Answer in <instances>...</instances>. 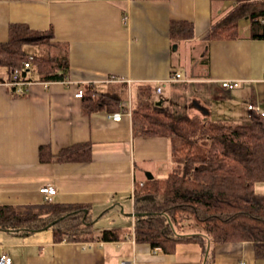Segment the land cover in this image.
Instances as JSON below:
<instances>
[{
  "label": "crops",
  "instance_id": "crops-1",
  "mask_svg": "<svg viewBox=\"0 0 264 264\" xmlns=\"http://www.w3.org/2000/svg\"><path fill=\"white\" fill-rule=\"evenodd\" d=\"M232 8L229 0H0V43L8 42L13 25L52 29L56 47L67 48L69 60L67 81H35L30 71L33 83L21 94L7 85L9 72L0 68V206L43 205L42 187L54 185V202L89 208L96 238L105 229L96 228L101 218L131 217L134 225L135 184L146 181L147 173L165 179L172 166L168 138L134 134L139 86L162 84L155 98L164 93L169 103L178 94L193 95L184 111L230 125L259 114L249 105L264 112V40L250 38L247 23L237 40L204 39ZM173 22L191 23L194 38L173 40ZM177 74L181 78L172 80ZM225 81L240 86L230 91L221 86ZM89 87L118 94L122 120L110 118L115 113L106 108L88 111L76 94ZM84 143L91 145L89 161H58L62 149ZM41 146H50V162L41 161ZM255 191L264 195V183ZM109 228L125 233V240L55 242L50 228L0 229V257L9 255L13 264L204 263L199 244L181 243L175 253L165 254L135 242L134 229ZM213 255L214 264H264L250 242L215 244Z\"/></svg>",
  "mask_w": 264,
  "mask_h": 264
},
{
  "label": "trees",
  "instance_id": "trees-1",
  "mask_svg": "<svg viewBox=\"0 0 264 264\" xmlns=\"http://www.w3.org/2000/svg\"><path fill=\"white\" fill-rule=\"evenodd\" d=\"M229 1L233 8L211 26L206 42L237 40L245 23L250 26V38L264 40V0ZM171 37L175 41L192 40L194 27L173 22ZM55 44L52 29L35 31L13 25L8 42L0 43V68H6L11 78L16 69L23 70L24 64L31 62L32 68L22 71L24 78H29L33 70L35 81H67V48ZM27 47L37 52L29 53ZM44 47L48 48L45 54ZM154 94L155 88L139 86L132 107L134 134L168 138L175 169L165 179L135 184L134 211L140 214L135 217V242L147 243L165 254L175 253L178 244L196 243L202 248L203 264H214L215 244L250 242L256 259L264 260V195L255 191L257 183H264V116L254 114L248 123L230 125L209 116L176 115L172 106L165 107L164 102L158 105L160 99ZM83 99L88 111L123 110V99L115 93L99 94L89 87ZM53 157L50 146L40 147L42 162H50ZM57 159L87 162L91 145L62 149ZM89 212L85 206L56 202L0 206V229L32 232L52 224L55 242L125 240V233L118 228H105L96 238ZM186 226L199 229L186 231Z\"/></svg>",
  "mask_w": 264,
  "mask_h": 264
},
{
  "label": "built area",
  "instance_id": "built-area-1",
  "mask_svg": "<svg viewBox=\"0 0 264 264\" xmlns=\"http://www.w3.org/2000/svg\"><path fill=\"white\" fill-rule=\"evenodd\" d=\"M32 68V63L31 62H26L23 66V70H30ZM22 69H16L12 75V77L10 78L9 82L7 83V85L10 88H13L18 94L24 93L29 91V87L31 86V84L33 83V81L27 77H23L22 76ZM181 78V75L177 74L174 75L172 80L176 81L178 79ZM240 86V82L239 81H225L222 83V87L227 89V90H234L236 88H238ZM162 84L158 83L156 86V92L157 93H161L162 92ZM84 92L85 89H80L77 94L76 97L81 99L84 97ZM248 108L250 110H253L259 114H261L262 116H264V112H261L260 109L258 107H255L253 105H249ZM128 114L131 116V108H128ZM110 118H112L115 121H120L123 118V113H115L111 116H109ZM41 192L44 196L45 202L47 203H54L55 197L57 195V188L54 185H46L43 186L41 189ZM86 246H91V244H86ZM155 251L160 250L159 248H155ZM0 264H13V259L9 256V255H2L0 257ZM125 264V263H124Z\"/></svg>",
  "mask_w": 264,
  "mask_h": 264
},
{
  "label": "rangeland",
  "instance_id": "rangeland-1",
  "mask_svg": "<svg viewBox=\"0 0 264 264\" xmlns=\"http://www.w3.org/2000/svg\"><path fill=\"white\" fill-rule=\"evenodd\" d=\"M33 49H35V48L34 47H29V48L27 47V51L29 53H32ZM44 49L45 50H42L43 54H45L44 51H46V49H48V48L44 47ZM32 74H34L33 70H32ZM221 86H222V84H221ZM155 90H156V88H155ZM126 95H127V93H126ZM128 95H129V92H128ZM130 95L132 96L134 94L131 92ZM131 96H128L127 98L131 99ZM156 97H157V99L165 101L164 102L165 107L171 108V106H172V108H171L172 112L176 115H184L185 114V115H190V116H201V117H203V115L201 113H199L193 109L188 110V111H184L182 109V106H184V103L188 105L190 103V101H192V99L195 98V97H193V95H192V98H190V94L185 95V96L178 94L177 97L175 98V100L173 99L171 103H169L171 98L168 95H165L164 93L161 96L157 95ZM130 107H131V104H130ZM193 114H196V115H193ZM174 169H175V164L172 163L170 172L174 171ZM90 217L94 220L92 215ZM131 220H132L131 217H118V216H116L115 219H113V216L104 217L98 221L96 228L101 227V226L103 228L120 227V228H122L121 230L127 229V231L125 230L124 232H128L130 229H134V227H135V222L133 225ZM185 224H187V223H185ZM197 229H199V228H197V227H188L187 228V226H186V231H188V230L189 231H196ZM93 230H94V228H93ZM129 232H131V231H129Z\"/></svg>",
  "mask_w": 264,
  "mask_h": 264
},
{
  "label": "water",
  "instance_id": "water-1",
  "mask_svg": "<svg viewBox=\"0 0 264 264\" xmlns=\"http://www.w3.org/2000/svg\"><path fill=\"white\" fill-rule=\"evenodd\" d=\"M174 48H177V45H174ZM162 104V101H159L158 102V105H161ZM197 107L204 113V114H207L208 111L207 109H205L204 107L200 106L199 104H197ZM147 178L148 179H153V175H151L150 173H147ZM123 210V209H122ZM132 217H138L140 214L138 213H132L130 214ZM55 223V222H53ZM52 226V224H50L49 226H47L46 228H43V229H40V230H36V231H43V230H46V229H49L50 227Z\"/></svg>",
  "mask_w": 264,
  "mask_h": 264
}]
</instances>
